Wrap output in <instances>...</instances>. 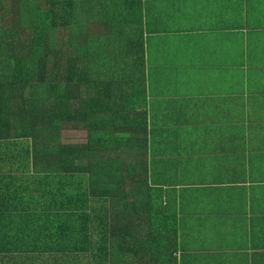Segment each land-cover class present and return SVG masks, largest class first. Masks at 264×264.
<instances>
[{
  "label": "crops",
  "instance_id": "1",
  "mask_svg": "<svg viewBox=\"0 0 264 264\" xmlns=\"http://www.w3.org/2000/svg\"><path fill=\"white\" fill-rule=\"evenodd\" d=\"M34 1L42 16L49 5L80 22L81 52L99 55L98 91L110 102L96 113L86 102L85 110L99 127H63L60 138L79 143L68 133L81 134L103 163L100 177L112 178L80 194L81 209L94 213L111 206V191L112 221L98 229L112 230L114 262L264 264V0ZM137 82L143 105L132 96ZM117 108L123 126L101 124ZM138 115L140 133L131 121ZM7 132L0 135V229H35L71 214L77 201L57 191V143L41 137V127ZM39 239L20 244L43 245Z\"/></svg>",
  "mask_w": 264,
  "mask_h": 264
},
{
  "label": "trees",
  "instance_id": "2",
  "mask_svg": "<svg viewBox=\"0 0 264 264\" xmlns=\"http://www.w3.org/2000/svg\"><path fill=\"white\" fill-rule=\"evenodd\" d=\"M15 5L10 7L12 15H3L0 20V135L6 128L5 135L12 128L16 131L27 126L43 128L46 134L41 137L57 143L52 149L61 157L57 191L69 199L74 197L77 203L73 202L71 214L50 217L38 228L28 229L25 223L18 229H0V264H117L113 260V245L108 241L112 230L104 235L98 229L102 222L112 221L111 191H108L111 206L94 213L81 209L86 205H81L80 194L87 185L96 192L99 179L112 185V178L100 177L98 169L103 163L94 158L96 149L90 151L80 141L65 143L60 138L63 127L74 130H81L84 125L90 129L99 127L97 120L93 124L85 112L86 102L93 113L110 102L102 95L103 91H98L99 55L81 52V23L66 20L63 13L54 14L57 7L47 5L42 16L41 5L34 0H18ZM3 9L1 6L0 10ZM100 56L103 63L108 62L107 55ZM107 84L113 87L117 83ZM109 86L105 88L108 95ZM142 93L141 83L137 82L132 96L138 97L139 105H143ZM113 113L110 122L101 117V124L108 126L112 122L114 126H123L125 114L120 108ZM131 121H136L140 133L144 118L138 115V119ZM85 157L90 160L82 164ZM88 204L92 201L88 200ZM35 235L41 237L37 241L43 245L20 244ZM158 243L161 245V241ZM169 250L172 255L171 238Z\"/></svg>",
  "mask_w": 264,
  "mask_h": 264
},
{
  "label": "rangeland",
  "instance_id": "3",
  "mask_svg": "<svg viewBox=\"0 0 264 264\" xmlns=\"http://www.w3.org/2000/svg\"><path fill=\"white\" fill-rule=\"evenodd\" d=\"M8 9H10L9 7H4V13H5V10L7 11ZM68 136L72 139V140H75V141H81V137L82 135L81 134H72L70 132V134L68 133Z\"/></svg>",
  "mask_w": 264,
  "mask_h": 264
}]
</instances>
